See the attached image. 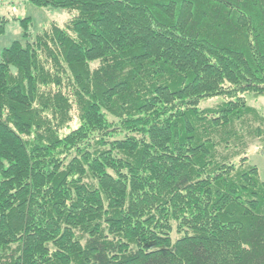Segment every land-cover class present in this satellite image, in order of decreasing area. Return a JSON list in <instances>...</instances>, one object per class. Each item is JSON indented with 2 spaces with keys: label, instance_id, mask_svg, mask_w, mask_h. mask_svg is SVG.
I'll use <instances>...</instances> for the list:
<instances>
[{
  "label": "trees",
  "instance_id": "1",
  "mask_svg": "<svg viewBox=\"0 0 264 264\" xmlns=\"http://www.w3.org/2000/svg\"><path fill=\"white\" fill-rule=\"evenodd\" d=\"M30 2L70 17L2 52L0 264H264V0Z\"/></svg>",
  "mask_w": 264,
  "mask_h": 264
},
{
  "label": "rangeland",
  "instance_id": "2",
  "mask_svg": "<svg viewBox=\"0 0 264 264\" xmlns=\"http://www.w3.org/2000/svg\"><path fill=\"white\" fill-rule=\"evenodd\" d=\"M70 17L67 11L58 9H46L35 6L30 0H0V27L3 26L4 31L0 34V61L2 52L13 42H20L22 45L27 43L22 38V30L20 22L23 19H30V36L32 40L42 27L50 23L62 25ZM249 105L257 108L264 114V96H254L250 94L246 96ZM211 103L204 104L210 105ZM201 106V108H202ZM77 124L76 119L72 123L74 128ZM249 163L258 169L261 179L264 181V152L260 150L258 144L253 145L249 150ZM173 238H177L173 232Z\"/></svg>",
  "mask_w": 264,
  "mask_h": 264
}]
</instances>
